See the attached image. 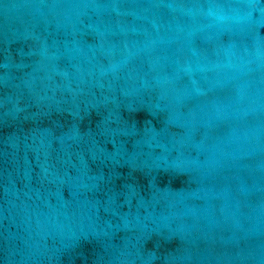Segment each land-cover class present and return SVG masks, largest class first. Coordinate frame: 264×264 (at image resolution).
I'll use <instances>...</instances> for the list:
<instances>
[{
	"label": "water",
	"instance_id": "water-1",
	"mask_svg": "<svg viewBox=\"0 0 264 264\" xmlns=\"http://www.w3.org/2000/svg\"><path fill=\"white\" fill-rule=\"evenodd\" d=\"M0 264H264V0H0Z\"/></svg>",
	"mask_w": 264,
	"mask_h": 264
}]
</instances>
